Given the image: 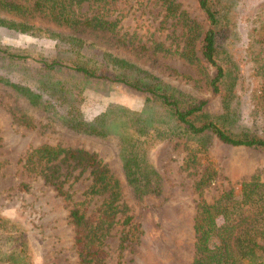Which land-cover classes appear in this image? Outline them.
<instances>
[{"label": "rangeland", "instance_id": "1", "mask_svg": "<svg viewBox=\"0 0 264 264\" xmlns=\"http://www.w3.org/2000/svg\"><path fill=\"white\" fill-rule=\"evenodd\" d=\"M168 2L167 9L161 0L79 5L86 17L99 13L112 20V32L68 27L36 11L0 12L6 22L31 24L27 31L0 26L5 52L0 53V264H81L70 207L92 224L99 222L105 264H189L197 201L211 202L229 189L237 194L240 182L252 175L264 183L263 151L223 143L208 132L189 134L159 102L138 90L36 60L76 62L113 75L116 71L100 62L108 53L133 65L117 74L165 84L181 106L204 100L194 123L212 120L232 136L264 139V0H208L216 16L215 59L225 72L219 94L208 86L213 68L200 55L209 25L197 0ZM184 46L192 48L193 61L181 56ZM8 53L26 57L12 59ZM227 89L231 93L223 105ZM96 116L106 130L103 137L68 127ZM132 128L137 133L129 135ZM43 145L93 154L94 171L104 181L108 176L116 180L118 190L111 193L110 184L100 182L90 193L91 168L62 153L48 161L28 158ZM119 154L133 156L146 168L149 164L157 189L136 195ZM207 170L212 181L199 195L194 183ZM128 215L129 225L122 224ZM132 224L136 230L126 232Z\"/></svg>", "mask_w": 264, "mask_h": 264}, {"label": "trees", "instance_id": "2", "mask_svg": "<svg viewBox=\"0 0 264 264\" xmlns=\"http://www.w3.org/2000/svg\"><path fill=\"white\" fill-rule=\"evenodd\" d=\"M27 1H30V4H27ZM105 1L107 0H24V3H19L11 0H0V12L26 15L29 13L28 11H36L48 16L52 21L68 27L80 26L87 29L112 32L115 25L112 20L105 19L99 13L86 17L79 11V5L82 2L104 3ZM161 1L164 5L167 4L165 5L166 9L171 4L168 0ZM197 5L209 25L202 37L200 55L213 68V73L207 78L208 86L212 93L219 94L221 93L220 82L224 78L225 72L215 59L216 32L212 27L216 24V16L209 7L208 0H197ZM82 15L83 18H80L79 16ZM20 21L14 23L0 19V26L14 28L18 31L30 29L31 24L26 21ZM70 45L76 51L77 48L72 44ZM2 52L5 53L0 48V53ZM180 54L189 61L194 60L191 47L184 46ZM7 55L12 59L26 57L25 54L18 53H8ZM107 57H110V60H107ZM102 58L101 64L106 67L110 66L111 71H116V74L111 75L108 74L107 69L100 67L92 69L76 62L65 64L59 60H36L47 68H63L89 78L108 79L110 82L122 83L138 90L159 102L165 110L172 114L173 120L181 124L189 134L202 135L208 132L223 143L252 147L264 152V139L262 138H238L232 136L212 120H204L199 124L194 123L192 119L195 115L201 113L205 104L204 100L181 106L173 94L176 93L174 89L168 88L165 84L145 81L142 75L136 78H128L121 74L123 72L117 74V70L123 69L130 64L124 59L112 57L108 53H103ZM132 66L131 64L129 67ZM230 93L231 90L227 89L222 94L223 105H225ZM260 96L264 98V92ZM99 118L100 116H96L88 121L79 119L76 122H70L68 127L76 132L85 133L93 137H103L107 134ZM134 131L129 132V135L137 133ZM121 137L123 140L124 136ZM60 153L67 158L78 159L79 162L83 163V166L91 168L93 180L89 188L90 193H95L97 184H101L100 182L104 183L103 185L101 184L103 187H107L110 184L111 193H116L118 190L116 180H110L111 178L108 176V179L104 181V176L94 171L93 167H95L96 159L91 153L43 145L32 149L27 156L30 158L33 155H37V158H44L48 161L54 159ZM118 156L120 157L128 185L136 195L157 189L158 178L148 162L145 161L150 168H146L145 163H137L133 156H124L122 154ZM210 181H212L211 170L205 171L195 181L194 188L199 192V195L200 189ZM56 189L64 195L63 198L68 197L58 187ZM68 217L73 225V244L77 252L78 261L81 264H105L103 262L102 249L98 245L100 241L99 222L92 224L90 222L92 220L89 221L90 218L85 217L83 212L75 207L68 209ZM123 219L121 223L129 225L131 217L128 215L124 216ZM133 229L136 230L134 224L129 226L126 232ZM136 232L137 237L140 232ZM193 232V255L189 264H264V183L260 182L255 175H252L240 182L237 194H234L232 189H229L222 191L211 202L200 198L196 203L193 217ZM120 240L129 239L128 237H122Z\"/></svg>", "mask_w": 264, "mask_h": 264}]
</instances>
